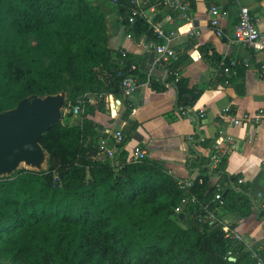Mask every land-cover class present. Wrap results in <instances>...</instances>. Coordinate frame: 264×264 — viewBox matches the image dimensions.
Listing matches in <instances>:
<instances>
[{
	"label": "trees",
	"instance_id": "1",
	"mask_svg": "<svg viewBox=\"0 0 264 264\" xmlns=\"http://www.w3.org/2000/svg\"><path fill=\"white\" fill-rule=\"evenodd\" d=\"M150 4L163 10L157 0ZM129 5V0H0V112L25 97L61 91L69 105L84 93L100 102L105 95L120 97L127 73L145 82V73L130 69L136 63L128 53L112 57L107 45L109 7L135 39L157 42L144 17L129 24ZM171 16L178 23L181 13ZM165 68L161 87L171 83L177 103L192 105L201 89L187 88L186 78L173 75L180 73L178 59ZM92 110L87 101L79 116L68 113L44 132L45 167H22L0 177V264H258L219 221L229 212L246 217L255 205L237 185V175L226 172L224 155L211 169L210 155H197L192 164L198 170L188 187L147 155L134 162L121 150L115 160L98 159V142L106 134L94 126ZM217 192L222 204L214 200ZM256 252L264 264V248Z\"/></svg>",
	"mask_w": 264,
	"mask_h": 264
},
{
	"label": "crops",
	"instance_id": "2",
	"mask_svg": "<svg viewBox=\"0 0 264 264\" xmlns=\"http://www.w3.org/2000/svg\"><path fill=\"white\" fill-rule=\"evenodd\" d=\"M187 1V18L180 16L178 23L171 16L175 9L170 7H163L161 11L147 9L146 15L154 12L155 19L161 20L166 29L171 27L167 29L172 31L169 45L177 54L180 75L186 78L187 88L201 89L193 104L179 105L171 83L161 87V82H166L167 70L154 63L155 42L140 43L127 37L118 12L109 7L106 30L111 56L116 57V52L124 49L134 59L138 70L154 81L156 87L143 83L129 97L110 94L105 95L102 102L90 94L88 103L93 107L90 119L96 129L104 133L121 128L125 134L122 150L128 156L134 147L143 146L148 157L161 163L179 181H191L195 176L198 166L192 162L197 155H210V169L216 167L224 155L226 172L243 179L237 185L245 187L255 205L246 217L229 212L219 221L240 235L245 251L254 253L264 248V216L258 217L259 210L264 211V70H261L264 65V0ZM211 4L228 12L219 20L226 35L238 20L239 6L249 7L257 18L263 47L242 46L217 35L209 24ZM159 16L161 19H157ZM227 57L239 61L247 59L248 65L239 64L235 74L219 75L218 64ZM259 109L263 112L257 123L230 124V116L256 115ZM125 110L129 111L126 117L123 116ZM96 157L103 158L101 153Z\"/></svg>",
	"mask_w": 264,
	"mask_h": 264
},
{
	"label": "built area",
	"instance_id": "3",
	"mask_svg": "<svg viewBox=\"0 0 264 264\" xmlns=\"http://www.w3.org/2000/svg\"><path fill=\"white\" fill-rule=\"evenodd\" d=\"M114 1V0H113ZM158 3H161L163 7H170L171 9L179 10L183 19L187 18V13L189 11V2L187 0H157ZM237 1V0H235ZM129 14L128 22L133 23L137 16H142L145 18L147 23L152 28V31L157 39L155 43L156 57L154 63L157 65H162L166 67L172 61L177 59V54L169 45V40L172 35L171 30H167L165 24L161 20H156L154 12L152 15H146L147 9L152 11L155 9V5L150 4V0H129ZM210 18L209 24L215 28L216 34L219 36H226L229 40L238 43L242 46L251 47L260 49L263 45L260 43L259 38L261 32L258 27L257 18L252 14L249 7L245 5H240L238 8V20L233 25L232 31L229 35H226L222 28L219 25V20L225 18L228 15L226 9H222L215 4H211L209 8ZM127 37H133L132 31L129 27L125 28ZM198 33V31H196ZM139 42H144L143 37L139 39ZM121 56H125L127 52L124 49L119 50ZM241 64L243 66L248 65L247 59L237 60L234 57H227L225 60H222L218 64V74L219 75H232L236 73V67ZM131 70L137 69L135 64H132L130 67ZM261 70H264V65H261ZM175 77H179L180 73L177 70L173 71ZM147 85H150V78H147L145 82ZM138 83V79L135 73H127L123 76L121 81V92L123 96L129 97L137 90L141 84ZM89 93H84L77 97L76 102L73 105L65 104L63 109V116L68 113H72L73 117L79 116L83 109L85 103L89 102ZM101 96V95H100ZM114 105L116 104L113 101ZM263 112L262 109H259L256 115L250 113H243L240 117L230 116V124H244L248 122L257 123L260 119V114ZM203 113H201L202 115ZM105 137L100 138L98 142V147L104 158L110 160H115L120 154L122 147L125 143V134L121 128L114 129L105 133ZM147 155V151L143 146L134 147L128 156L129 160L134 162H139L144 159ZM242 178H238L237 182L241 183ZM185 186H189L191 181H180ZM214 200H219V203L222 204L221 193L217 192L215 194ZM175 211L180 213L182 211V206L177 205ZM209 218H215L214 214H209ZM230 238L235 241H240V235L235 232H230L228 234ZM230 255V252H228ZM253 257L257 258L258 264H263L259 259L257 252H254Z\"/></svg>",
	"mask_w": 264,
	"mask_h": 264
},
{
	"label": "water",
	"instance_id": "4",
	"mask_svg": "<svg viewBox=\"0 0 264 264\" xmlns=\"http://www.w3.org/2000/svg\"><path fill=\"white\" fill-rule=\"evenodd\" d=\"M65 104L66 94L61 91L25 97L13 108L0 112V177L12 174L21 164L33 170L46 166L48 153L40 139L61 121ZM76 122L80 123V119ZM178 217L183 218L184 214L179 213Z\"/></svg>",
	"mask_w": 264,
	"mask_h": 264
},
{
	"label": "rangeland",
	"instance_id": "5",
	"mask_svg": "<svg viewBox=\"0 0 264 264\" xmlns=\"http://www.w3.org/2000/svg\"><path fill=\"white\" fill-rule=\"evenodd\" d=\"M22 167L26 168V166H25L24 164H21V165L19 166V168H22ZM19 168H18V169H19ZM8 263H11V264H21V263H15V262H10V261H8ZM49 264H52L51 260H49Z\"/></svg>",
	"mask_w": 264,
	"mask_h": 264
}]
</instances>
